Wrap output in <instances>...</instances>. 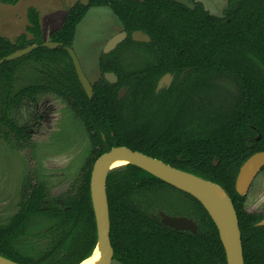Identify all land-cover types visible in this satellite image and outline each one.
<instances>
[{"label": "trees", "instance_id": "trees-1", "mask_svg": "<svg viewBox=\"0 0 264 264\" xmlns=\"http://www.w3.org/2000/svg\"><path fill=\"white\" fill-rule=\"evenodd\" d=\"M92 6L109 7L128 37L101 54V78L89 97L66 47L73 46L77 25ZM26 15L27 32L15 41L0 35V59L32 44L39 47L0 64V86L7 92L0 104L10 108L15 102L13 75L32 60L45 69L35 94L61 98L84 124L93 147L61 202L45 206L48 193L40 183L23 193L20 212L0 225V255L21 264H78L88 257L97 243L93 164L112 147L126 146L222 186L238 215L245 264H264V226L257 225L264 210L250 211L246 195L235 189L241 165L264 150V0H228L222 16L196 0L192 6L177 0H89L87 6L79 1L52 33L51 41L60 43L53 49L41 46L37 8L28 7ZM135 30L151 40H133ZM128 48L136 50L134 63L120 59ZM105 72L116 73L119 81L109 82ZM166 72L175 75L174 82L156 92ZM122 85L129 86L125 97L118 95ZM0 121L12 126L13 116L6 109ZM107 194L114 259L121 264H227L215 223L191 194L133 164L109 172ZM181 194L189 203L186 213L199 225L195 233L166 226L150 214L151 207L167 198L180 200ZM40 220L47 224L35 234L45 240L42 252L22 240L31 223Z\"/></svg>", "mask_w": 264, "mask_h": 264}, {"label": "rangeland", "instance_id": "rangeland-1", "mask_svg": "<svg viewBox=\"0 0 264 264\" xmlns=\"http://www.w3.org/2000/svg\"><path fill=\"white\" fill-rule=\"evenodd\" d=\"M79 1L81 0H19L16 4H7L0 0V35L15 41L19 35L27 32V9L34 6L40 13L44 41H50L52 33L63 25L70 9ZM178 1L192 6L195 0ZM196 1L202 2L206 9L219 16L224 15L228 5V0ZM122 28V23L106 6L89 7L77 25L73 48L91 82L101 77L99 59L106 42ZM135 51L128 48L120 59L126 64L128 61L133 62L136 56H132V52ZM31 66L30 64L23 69L20 82L31 80L33 71L35 80L43 77L44 67L34 63L32 71ZM54 96H37L36 108L39 106L40 109H45L46 127L41 129L34 143L31 141L28 150L32 152V156H27L23 149H18L15 145L0 142V225L6 224L19 209L18 199L28 168L34 172L29 179L30 183L44 184L50 199H56L75 183L92 150L84 124L62 99ZM24 122H27L26 119ZM47 204L49 201L44 203L45 206ZM168 207L175 210L186 208L177 197ZM246 207L250 211L264 210V172L258 174L247 192ZM157 213V208L151 207V216L157 219ZM46 227L47 224L42 223V220L34 221L30 226V234L22 240L31 243L40 252L47 250L45 240L35 237L36 233H42ZM22 245L26 247L27 244L22 242ZM111 264L121 263L113 259Z\"/></svg>", "mask_w": 264, "mask_h": 264}, {"label": "water", "instance_id": "water-1", "mask_svg": "<svg viewBox=\"0 0 264 264\" xmlns=\"http://www.w3.org/2000/svg\"><path fill=\"white\" fill-rule=\"evenodd\" d=\"M81 3L87 6L89 0H81ZM127 35L128 34L126 31H120L114 34L106 42L103 52L109 53L112 51L121 41L127 37ZM131 37L133 40L139 42H149L151 40L150 35L142 30L133 31ZM59 45V42H54L51 40L44 41L41 44V46L52 49L58 47ZM38 47L39 44H32L25 48L16 50L11 54L1 58L0 64L6 60H14L16 58L22 57ZM66 48L73 61L82 87L84 88L87 95L92 97L93 85L83 69L79 56L73 47L68 46ZM105 77L111 82H115L118 79L114 72L105 73ZM171 79L172 75L170 73H166L160 79L158 89L162 88L163 86H169ZM125 91L126 89L123 88L120 96H123ZM119 158H125L127 162L122 165L111 166L112 161ZM126 164L136 165L153 174L154 176L164 180L165 182L175 186L176 188L194 196L206 209L218 229L221 242L225 249L227 264H245L238 215L231 197L222 186L192 172L179 169L159 158L147 155L138 150H132L126 146H114L110 150L102 153L94 162L91 171V201L95 214L97 229V243L92 253L97 247L100 248V264H111L112 260L114 259V248L110 238L111 219L107 194L108 174L112 169ZM263 166L264 150L253 153L244 161L239 169L235 182V189L237 193L240 195H245L248 192L252 182L254 181V178L260 172ZM211 187H216L222 190L227 203H222L219 201L211 192ZM160 215L161 222L164 225L176 230H190L195 233L199 228L198 223L193 218L183 215H170L165 212H160ZM257 225L264 226V218L261 219ZM92 253L89 256H91ZM0 264L21 263L0 255Z\"/></svg>", "mask_w": 264, "mask_h": 264}, {"label": "flooded vegetation", "instance_id": "flooded-vegetation-1", "mask_svg": "<svg viewBox=\"0 0 264 264\" xmlns=\"http://www.w3.org/2000/svg\"><path fill=\"white\" fill-rule=\"evenodd\" d=\"M121 31H125V30L122 28ZM127 37H128V35H127ZM127 37L123 41H121L116 46V48H114L112 51L116 50L118 48V46L120 44H122L127 39ZM71 47H73V46H71ZM112 51H110V52H112ZM106 54H108V53H106ZM30 64L32 65L31 66V70L33 71L34 62L32 60H27V62L22 63V65L16 70V72L13 75V84H12V90H11L12 94L11 95H12L13 100L15 102L11 105L10 108H5V107H3L2 104H0V116L2 115V112L5 111L6 109H7V114L9 113L10 115L12 114V116H13V125L12 126H8V125H6V124H4V123H2L0 121V142L1 143L5 142V143H8L10 145H15L16 148L23 149L26 152L27 156H32V152L28 150L30 145H31V143H32L31 141L33 140V143H34V141H36V139H35L36 136L39 133H41V129L46 127V124H44V120H45L44 119V117H45L44 112H45V109H43V107H41V109H40L39 106L36 108V104L35 103L37 102V96H42V95H45V94H54V93H51V92H39L37 95L35 94L34 86H35V83L38 82L37 79L35 80V75H34L35 71H33L31 80H27L25 83L20 82V80H21L20 79L21 72L23 71L24 68H27ZM105 73H108V72H105ZM105 73H104V76H105ZM166 73H170V72H166ZM165 74L161 75V77L158 79L157 85H156V92H159L160 90H162L164 88L170 87L172 85V83L174 82L175 75L170 73L172 75V79L170 81V85L169 86H163L162 88L158 89L159 81ZM43 78L44 77H42V79ZM118 81H119V78L115 82H111V81H109V82L117 83ZM95 82H92V85ZM123 88H125L126 91H125V93H123V96H120ZM128 91H129V86H126V85L120 86V88L118 89L119 97H125L127 95ZM6 93H7L6 90L4 88H2V86H0V96H2V95L5 96ZM52 110H53V108H52ZM18 115L21 116V118H19ZM25 119H26L27 122H24ZM103 138H105L104 135H103ZM253 139L258 141L260 139V135H257L255 137H253ZM90 140H91V138H90ZM250 146H251V144H250ZM92 147H93V143L91 141V148ZM261 151H263V150H261ZM33 153H35V151H33ZM29 160H30V158H29ZM217 163L218 162L215 160L214 164L216 165ZM262 172H264V166L261 168L259 173L261 174ZM32 173L34 174V172L31 169L28 168L27 174L24 177V180H23V183H22V187H21V191H20V195H19V199H18L19 209L14 215H16V214H18V212H20V210L22 209V207H23V205L25 203V198L23 197V195H24L23 193L26 190L31 191L32 190V186L34 184L39 183V182H36L34 184L30 183L29 179L32 178ZM258 174L256 175V177L258 176ZM255 178H254V180H255ZM253 182H252V184H253ZM40 184H42V183H40ZM252 184H251V186H252ZM42 185L44 186V184H42ZM251 186H250V188H251ZM182 192L187 193L185 191H182ZM64 193L65 192L61 193L56 199H50V196L48 194V198L42 200V202H43V204L45 202H48V201H49V204L51 203V201L52 202H61L62 200L60 199V197ZM245 195H246V200H245V203H246V201H247V193ZM186 197L187 196L185 194H181L180 200L182 201V204L186 208L185 209L180 208V210H175V209H171L170 207H168V205L172 203L173 199L169 200L167 198V199H165V202L162 201L159 205L155 206L157 208V210H158V213H157L158 217H157V219L156 218L155 219L161 222L160 212H165V213L170 214V215H183V216H187V217L193 218L192 216H190V215H188L186 213L187 212V208L189 206V203H188ZM49 204H47V205H49ZM260 211L261 210H259V212ZM12 217L10 218V220L12 219ZM10 220L6 224H8L10 222ZM6 224H1V225H6ZM30 231H31V229H30ZM185 231H190V230H185ZM190 232H192V231H190ZM29 234H30V232H27V234L22 235V238H24L25 236H27Z\"/></svg>", "mask_w": 264, "mask_h": 264}, {"label": "bare ground", "instance_id": "bare-ground-1", "mask_svg": "<svg viewBox=\"0 0 264 264\" xmlns=\"http://www.w3.org/2000/svg\"><path fill=\"white\" fill-rule=\"evenodd\" d=\"M127 161L125 158H119L112 161L111 166H117L125 164ZM211 192L213 195L222 203H227L225 195L222 190L216 187H211ZM101 262V250L99 247L89 256L87 259L82 261L80 264H100Z\"/></svg>", "mask_w": 264, "mask_h": 264}]
</instances>
